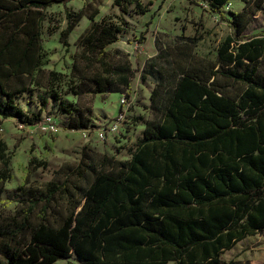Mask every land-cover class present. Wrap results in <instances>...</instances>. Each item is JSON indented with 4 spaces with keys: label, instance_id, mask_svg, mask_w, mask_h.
Segmentation results:
<instances>
[{
    "label": "trees",
    "instance_id": "trees-1",
    "mask_svg": "<svg viewBox=\"0 0 264 264\" xmlns=\"http://www.w3.org/2000/svg\"><path fill=\"white\" fill-rule=\"evenodd\" d=\"M68 1L0 0L2 119L41 123V116L27 114L17 97L36 82L44 64L46 9ZM120 1L148 12L141 0L115 3ZM190 1L206 3L233 29L220 44L216 62L170 76L165 105L146 121L128 161H96L83 152L90 159L82 158L71 171L77 181H50L44 188L22 184L8 191L7 200L20 208L12 216L0 212V264H55L70 258L80 264H250L239 255L227 259L225 253L247 249L258 236L264 239V32L243 34L245 8L225 17L232 0ZM98 13L68 12L61 32L66 47L79 21L85 16L90 22L76 42L82 49L70 74L48 72V84L38 94L42 109L59 101L68 111L58 89L64 81L76 86L75 95L89 86L95 93L123 92L129 99L124 91L138 71L127 54L112 58L107 50L123 28L106 17L96 20ZM220 77L245 88L231 95L218 83ZM158 85L163 87V81ZM152 95L159 98V89ZM81 116L67 128L98 127ZM6 151L0 141V199L12 178V153ZM29 165L46 167L47 162L34 156Z\"/></svg>",
    "mask_w": 264,
    "mask_h": 264
},
{
    "label": "rangeland",
    "instance_id": "rangeland-1",
    "mask_svg": "<svg viewBox=\"0 0 264 264\" xmlns=\"http://www.w3.org/2000/svg\"><path fill=\"white\" fill-rule=\"evenodd\" d=\"M141 2L147 6V13H138L134 4L125 1L116 4L115 0H71L46 9L47 18L42 34L44 64L36 82L17 97L19 106L27 114L38 113L42 121L25 126L14 118L0 117V141L6 144L7 154L12 153V178L6 182L5 192L0 199V212L4 215L12 216L20 208L16 202L7 200L6 193L22 184L44 188L50 181H77L78 178L71 171L82 158L85 163L90 158L99 161L103 157L128 161L142 136L146 121L156 118L165 105L167 95L164 88L170 85V76L176 70L194 65L203 68L212 66L216 62L220 44L233 30L229 22L201 1ZM244 8L247 25L243 34L264 32V0H232L224 9V15L230 17V11L241 12ZM84 9L87 12L98 9L96 20L106 17L123 28L120 39L109 45L107 50L112 58L120 56V52L127 54L138 71L131 89L124 91L129 92V100L125 98L126 101L122 103L123 92L95 93L89 86L84 88L85 92L75 95L72 88L76 86L64 81L58 89L67 103L68 111L60 107L59 101H49L42 109L38 94L48 84V72L53 70L69 75L74 56L82 49L76 42L89 25L87 17L84 16L69 35L68 47L62 41L61 32L67 26L68 12ZM261 71H264V60ZM162 81L164 86L160 87L158 84ZM218 83L231 95H239L245 88L242 83L222 77L218 78ZM156 88L160 91L159 98L152 95ZM79 112L83 120H90L89 124L98 127L68 129L70 121ZM51 125L57 130L53 131ZM83 152L90 158L83 156ZM34 156L47 162V166L34 168L29 165ZM236 255L250 264H264V239L258 236L248 243L247 249L240 246L227 251L225 258ZM55 264L80 263L70 258L59 259Z\"/></svg>",
    "mask_w": 264,
    "mask_h": 264
},
{
    "label": "built area",
    "instance_id": "built-area-1",
    "mask_svg": "<svg viewBox=\"0 0 264 264\" xmlns=\"http://www.w3.org/2000/svg\"><path fill=\"white\" fill-rule=\"evenodd\" d=\"M125 98H126V97H125V95H124V97L122 98V103H124V102L126 101V99L129 100L128 98H126V99H125ZM50 128H51L53 131H56V130H57V128H55V127L52 126V125L50 126Z\"/></svg>",
    "mask_w": 264,
    "mask_h": 264
}]
</instances>
